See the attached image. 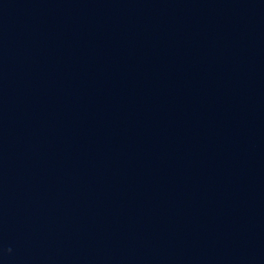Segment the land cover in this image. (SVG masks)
Wrapping results in <instances>:
<instances>
[{
	"label": "water",
	"instance_id": "95a60500",
	"mask_svg": "<svg viewBox=\"0 0 264 264\" xmlns=\"http://www.w3.org/2000/svg\"><path fill=\"white\" fill-rule=\"evenodd\" d=\"M0 264H264V0H0Z\"/></svg>",
	"mask_w": 264,
	"mask_h": 264
}]
</instances>
